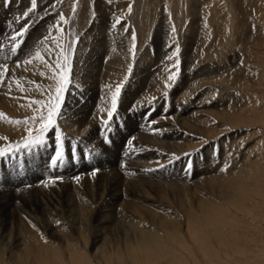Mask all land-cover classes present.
<instances>
[{"label":"rangeland","instance_id":"1","mask_svg":"<svg viewBox=\"0 0 264 264\" xmlns=\"http://www.w3.org/2000/svg\"><path fill=\"white\" fill-rule=\"evenodd\" d=\"M31 7L0 0V102L25 114L0 119V264H264V0Z\"/></svg>","mask_w":264,"mask_h":264},{"label":"bare ground","instance_id":"2","mask_svg":"<svg viewBox=\"0 0 264 264\" xmlns=\"http://www.w3.org/2000/svg\"><path fill=\"white\" fill-rule=\"evenodd\" d=\"M10 9H13V8H10ZM13 13H17V12H13ZM17 25V24H16ZM2 27L3 26H0V30L2 29ZM4 28V27H3ZM9 28V27H8ZM7 28H4V31L6 30ZM44 31V30H43ZM3 33V32H2ZM5 33V32H4ZM16 33V32H15ZM4 35L3 34H1L0 35V37H3ZM4 38V37H3ZM2 40V39H1ZM45 43H47V42H45ZM27 45L28 46H24L23 47V50H31V49H34L35 47H38V46H43L42 45V43H40V42H34V40H30L28 43H27ZM119 45V44H118ZM7 48H8V46H7ZM13 48V47H12ZM12 48H8V49H4V48H2V49H4L3 50V57H1L0 59H1V63L2 62H4V60L5 59H10V60H12L14 63H15V65L18 63V58H15L14 57V51H13V49ZM20 51V50H19ZM42 52V51H41ZM23 53V52H22ZM18 54V53H17ZM30 55V54H29ZM2 56V55H1ZM12 57H14V58H12ZM21 58V57H20ZM25 59V58H24ZM20 60V59H19ZM121 61H122V59H121ZM7 63V62H6ZM11 63V62H10ZM85 63V62H84ZM112 63V62H111ZM114 64H112L111 66H112V68H116V66H118L119 65V63L117 62V61H115V62H113ZM6 65V64H5ZM18 65V64H17ZM123 66V65H122ZM46 67V66H45ZM90 67H92V66H90ZM152 67V66H151ZM31 68V67H30ZM3 70V69H2ZM7 70V69H6ZM80 70V69H79ZM94 70H96L95 68L93 69V71ZM108 71V73L106 74L107 75V83L109 82H111V87H112V83L113 82H115V79L114 78H112L113 76L111 75V70H107ZM82 72V71H81ZM84 72V71H83ZM36 73V75H37V72H35ZM85 73V72H84ZM147 73V72H146ZM83 74V73H82ZM97 74V73H96ZM118 74V73H117ZM43 75H44V72H43ZM43 75H42V77H43ZM46 75V74H45ZM48 75V74H47ZM46 75V76H47ZM2 78V77H1ZM1 83V82H0ZM51 84V83H50ZM42 85V84H41ZM48 85V84H47ZM110 85V84H109ZM109 88V87H108ZM111 89V88H110ZM110 89H109V91H110ZM1 90V89H0ZM112 90L113 89H111V92H112ZM107 94V93H106ZM110 95L109 94H107V95H105V97H104V99H103V101H105L106 102V100L107 101H109L110 100ZM73 98V97H72ZM23 99V98H22ZM112 99V98H111ZM4 100V99H3ZM2 102V101H1ZM0 102V111H1V113H3L1 116H0V119H3L5 116H6V114L7 115H10V113L13 115V116H16V115H18V110H17V108H16V110L15 109H10V106H7L6 104H3V103H1ZM16 102V104L14 105L15 107H19L20 106V102L18 101V100H16L15 101ZM110 102V101H109ZM14 103V102H13ZM74 103V102H73ZM124 103V102H123ZM11 104V103H10ZM93 104V103H92ZM12 105V104H11ZM106 105V104H105ZM13 106V105H12ZM102 106V105H101ZM104 108H105V106H103ZM108 108V107H107ZM69 109V108H68ZM103 109V108H102ZM82 110V112H78L77 113V115L74 113L73 115H71V117H74V116H76V118H73L74 120L72 121V124H76V126H80V129L82 128V130H85L84 128H86L87 126L88 127H90V126H93L92 124H91V121H89V113L87 114V116L85 115V111L83 110V109H81ZM93 110V109H92ZM104 110V109H103ZM22 111V110H21ZM31 111V110H30ZM102 111V110H101ZM26 113V112H25ZM104 113V112H103ZM19 114L20 115H25V114H22L21 112H19ZM28 114V113H27ZM65 115V114H64ZM68 116V115H67ZM104 116V115H103ZM17 117V116H16ZM15 117V118H16ZM20 117V116H19ZM71 117L69 118V120H71ZM12 118V117H11ZM12 120V119H11ZM15 120V119H14ZM64 120V119H63ZM91 120V119H90ZM16 122V121H15ZM91 124V125H90ZM0 127H1V125H0ZM6 132V131H5ZM4 132V133H5ZM125 133V131L122 133V137L123 138H125V137H127V134L126 135H123ZM21 134V133H20ZM138 134V133H137ZM140 134V133H139ZM152 133H151V131L149 132V133H147V132H144L143 134H141V135H143V137H148L149 135H151ZM159 134V133H158ZM142 143H145L146 144V142L145 141H143L142 142V139H141V143H138V142H135L134 144H135V147L136 148H138V149H140V147L141 146H143L142 145ZM122 146V145H121ZM141 148H143V147H141ZM130 149V148H129ZM141 151V150H140ZM130 154V153H129ZM128 158V157H127ZM141 158L140 157H136L133 161H131L130 160V155H129V158H128V160H126V159H122L123 160V162L124 163H126L127 161H128V163L127 164H124V167H125V169L124 170H126V172L124 173V174H122L124 177H126V178H129V176L131 175L130 174V172L131 171H134V168H135V163L137 164L138 162L136 161V160H140ZM130 164V165H129ZM120 165H122V163H120ZM122 167V166H121ZM143 171V170H142ZM96 175V174H95ZM115 175H118V173L117 174H114V177H115ZM98 176V175H97ZM104 176H106L105 174H104ZM108 176V175H107ZM119 176V175H118ZM113 178V177H112ZM111 178V179H112ZM138 179H139V177H138ZM112 183V182H111ZM13 184V183H12ZM11 184V185H12ZM133 184V183H132ZM117 185V184H116ZM13 187H11V186H8V187H6V189H8L9 191H14L13 189H12ZM117 190V189H116ZM216 191V190H215ZM1 192L0 191V211H4V210H6L7 208H9L10 206H13V205H11L10 203L11 202H13L15 199H17L19 196H17L16 194H17V192ZM92 197V196H91ZM33 210V209H32ZM156 219H157V217H155ZM159 224V223H158ZM165 224L166 223H162V224H159L161 227H162V225L164 226V227H162V228H167L168 229V227L170 228V226L171 227H173V228H175V226H176V224H171V223H168L169 225H167L166 224V226H165ZM154 227V226H153ZM177 227H179V226H177ZM176 230H177V228H175ZM152 234V235H151ZM153 234H155V233H153V231H152V233H143L141 236V238H142V240H147V241H153V239H155V236L153 235ZM135 240V239H134ZM132 242V241H131Z\"/></svg>","mask_w":264,"mask_h":264},{"label":"snow or ice","instance_id":"3","mask_svg":"<svg viewBox=\"0 0 264 264\" xmlns=\"http://www.w3.org/2000/svg\"><path fill=\"white\" fill-rule=\"evenodd\" d=\"M11 3V0H5V5H7V4H10ZM36 3H37V0H31V9H29V11H31L32 9H34L35 7H36ZM23 15H25V16H27L28 15V13L27 12H25ZM20 35H22V33H19ZM11 39L13 40V41H15L16 39H17V36L16 35H13L12 37H11ZM18 45H14L13 46V51H15L16 50V47H17ZM177 51H178V49H177ZM36 56L37 57H39V53H36ZM28 61H26V63H27ZM0 75H2V73H0ZM63 89H60V88H58L57 89V92L59 93V92H61ZM119 92V88H117V93ZM113 107L115 108V98H114V100H113ZM112 116V113L111 112H109V117H111ZM44 119V117H41V120H43ZM48 122L49 123H51V111H50V114H49V120H48ZM60 140V136H59V134H57V141H59ZM36 143H39L40 142V140H39V138L35 141ZM5 154V150L4 149H0V156H3ZM56 156L57 157H60L61 156V152L59 151V150H57V152H56ZM52 163L53 164H56L57 163V160H53L52 161Z\"/></svg>","mask_w":264,"mask_h":264}]
</instances>
